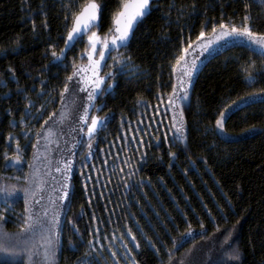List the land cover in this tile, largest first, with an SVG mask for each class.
<instances>
[{"label": "trees", "instance_id": "16d2710c", "mask_svg": "<svg viewBox=\"0 0 264 264\" xmlns=\"http://www.w3.org/2000/svg\"><path fill=\"white\" fill-rule=\"evenodd\" d=\"M98 2L103 35L119 0ZM70 3L0 0L1 186L25 182L73 64L85 62L86 37L60 60L52 55L64 48ZM245 15L264 35V0H154L127 47L111 52L121 63L108 58L101 68L113 73L104 84L112 87L92 103L105 123L91 138V158L89 137L75 136L65 153L72 171L63 165L68 196L53 264H264V56L241 42L193 59L183 51L202 29L209 35L222 20L239 25ZM194 60L178 134L169 96L179 68ZM225 110L221 132L216 120ZM0 216L3 237L21 234L20 198L0 200ZM207 245L213 250L196 259ZM236 253L239 260L229 259ZM0 264L26 261L0 254Z\"/></svg>", "mask_w": 264, "mask_h": 264}, {"label": "snow or ice", "instance_id": "6c2138e0", "mask_svg": "<svg viewBox=\"0 0 264 264\" xmlns=\"http://www.w3.org/2000/svg\"><path fill=\"white\" fill-rule=\"evenodd\" d=\"M154 0H119L117 9L113 12L111 18V26L108 31L103 34V36L99 35L100 24L103 19V4L98 2V0H71L70 3V14H66L64 19L65 21H70L69 24H66L65 27L67 29V38L64 41V48L60 49L59 55L56 51L52 52L53 57L56 60H60L62 56L65 55V51L71 47H74L75 44L80 43L87 37L88 45L87 50L92 54L98 55L99 59L93 61L92 55H88V60L91 62L90 67L94 64V67H91V71L95 76V79L92 81L94 87H92L91 91H88L85 88H80V91H88V100L89 105L84 107V113L80 116V121L82 124H87L89 119L91 123L88 124L87 131L85 135L89 137V159L91 158V150H92V141L91 138L97 132L98 129L104 126L105 120L98 119L96 116L89 117V107L92 106V102L97 98L105 94L112 87L111 84L106 85L104 89H101V85L105 84V77L112 78V72H105L101 75V68L106 67V61L108 58H112L115 63H121L115 57L111 56V52L113 50H119L123 47H127L128 42L131 36L134 33L135 27L143 21V19L150 14L151 5ZM46 26V25H45ZM219 29L223 31L219 33L216 37L218 40H223L228 37H246L250 44L258 45L259 49L264 50V35H257L253 32L250 24V17L245 15L243 17V22L239 25L233 23L231 20L227 22L221 21L218 25ZM212 33H217V26L212 27ZM205 36V32L202 29L200 32V36L197 38L198 40ZM194 42L189 43L188 47L184 48V53L187 54L189 48L192 47ZM212 41H209V44L205 47V51L211 46ZM261 55L264 56V51H261ZM185 60V56H180L176 60V64L173 66V70H176V67L181 64V61ZM105 62L102 64L101 62ZM195 62L192 64V69H195ZM73 75L67 77L69 81L73 80L74 76L77 75L78 72L87 71V69L77 68L75 63L73 64ZM183 75L189 78L192 76V70L185 69L183 70ZM251 79V77H249ZM181 88L180 91L184 92L183 96H179L176 90V87L173 86V92L169 96V105L170 110L171 107H175V101L173 97H177L180 100H187V88L184 87V80L180 81ZM65 92L68 91V85H65ZM75 91V90H74ZM63 96V93L61 94ZM63 115V114H62ZM228 118L227 110L220 113V118L216 120V128L221 132L224 131V125ZM51 119V117H49ZM183 115L180 114V121L173 124V127L176 129V132L182 133L183 125H182ZM47 124V121H45ZM50 131V130H49ZM83 131V130H82ZM182 140V137H178ZM76 145H73L75 148ZM19 151V149H17ZM14 163H20V159L17 158ZM65 168L71 172L72 171V161L68 160L65 164ZM60 171V169H57ZM67 178V177H66ZM67 187V185H65ZM13 195V191H10L8 188L0 186V200H3L4 203H8V197ZM68 193H64V197H67ZM38 203V201H37ZM11 207V204H9ZM25 212H30V208L26 205ZM0 220H4L3 216H0ZM32 216L28 215L24 217V224L21 227L20 231L24 234L21 238L17 240L15 244L11 243L7 237L0 236V254L4 256L10 257H19L22 253L28 252V262L29 264H34L32 259L33 255L39 256L40 252L37 249L33 252L31 249L27 248L29 240L37 235L38 233L41 235L43 239H45L46 243L39 245V248L44 249L43 260L45 264H50L52 258L54 257V252L51 249L52 241L43 236V232L40 228L35 226L32 222ZM188 235H192L191 232ZM228 238H231V233L228 234ZM134 239V238H133ZM227 243V239L225 240ZM139 247V245H137ZM175 247V244H174ZM235 251V250H234ZM115 255V254H113ZM229 259L239 260V254L236 253L234 255L229 256ZM170 264V262H169Z\"/></svg>", "mask_w": 264, "mask_h": 264}, {"label": "rangeland", "instance_id": "374dc122", "mask_svg": "<svg viewBox=\"0 0 264 264\" xmlns=\"http://www.w3.org/2000/svg\"><path fill=\"white\" fill-rule=\"evenodd\" d=\"M222 31V29H217L216 34L211 33L209 35H205L203 38L199 39L198 42L194 43L188 51V53L191 52L189 54L190 59L195 58L197 55L207 56L218 51L227 44L234 42H241L256 50L264 51L262 49H259L258 45L250 44L246 37H228L223 40L216 39V37ZM209 41H212L211 46L208 48L207 51H205L204 49L209 44ZM88 55H92L93 61L99 59L98 55L92 54L86 49L84 53L85 62L76 65L77 68L87 69V71L78 72L77 75L74 76L73 80L68 81V91H63V101L61 103L62 108L57 117L53 118L54 120L44 129V133L42 134V138L40 140L41 142L37 145L36 152L33 156L34 160L32 161L31 170L25 182L21 184L5 183L3 186L8 188L10 191H13V195L8 197V199L13 200L14 198H20L23 201L24 206L26 207L27 205L30 208V212H26V216L31 215V222L42 230L44 237L51 239L52 251H54L53 248L56 225L58 223V220L60 219V215L62 213L61 211L63 209L65 201L63 199L64 186L62 182V167L64 164H66L64 158L65 153L67 152L68 145L75 141H73L75 136H77L78 138L80 137V139H86V137H88L87 135H85V133L87 131L88 124L91 123L90 119L87 124H82L80 121V116L84 113V107L86 105H89V100L87 98L88 91H91L92 87H94L92 81L95 79V76L91 71V67H94V64H92L90 67L91 62H89L88 60ZM196 60H199V58H196ZM196 60L193 61L196 65L195 69L197 68V64L199 63V61ZM101 63L103 64L104 62L102 61ZM192 64L193 63H191V65L189 66L185 65L184 67H180L177 71L176 90L179 96H183L185 94L184 92L180 91V81L182 79L184 80V87L186 88H188L191 83L193 73L195 72V69H192ZM185 69L192 70L190 82L189 78L183 75V70ZM101 75L103 74L101 73ZM100 87L101 89H103L104 84H102ZM80 88H85L88 91H80ZM173 100L175 101L176 106L171 107L170 110V107H168L167 103H164V105L159 106V109L157 111V117H159V112L164 111V108L167 109L168 107V110L173 114L174 117L177 118L176 120L180 119L179 112H182L183 106L187 100H180L177 97H173ZM91 109H94V111ZM95 109L96 108H93V106L89 107V117L96 116L98 119H102L95 114ZM72 117L76 118L74 128L78 127L77 131L78 129L80 131L78 135L75 134L77 132L74 131L73 127L71 130H69L70 133L68 131L66 132L65 130L66 127H68L71 123ZM155 122L157 121L155 120ZM172 124H174V122H172ZM68 138H70L71 141ZM77 140L78 139H76V141ZM54 169L55 172H53ZM57 169H60V171H57ZM3 235L5 236V234L1 235L0 233V236L3 237ZM23 235L24 234L21 233L17 236L15 235L16 237L12 236L11 234H8L6 236H8L7 238L10 240L11 243L15 244L17 240ZM44 243H46V241L41 237L39 233L32 237L28 242V249H31L33 252L39 249L40 252L39 256L33 255L32 259L34 261V264H45V261L43 260L44 249L39 248V245ZM222 243H225L224 239L222 240ZM222 243L220 242V244ZM212 250V245H207L203 247L199 251L200 255L197 256L198 258L196 259L200 260L201 257L204 258V255L209 254ZM1 255L4 256L3 254ZM21 255L24 257L26 264H29L28 252L26 251L24 254L22 253ZM52 261L53 259L51 260L50 264H53Z\"/></svg>", "mask_w": 264, "mask_h": 264}]
</instances>
